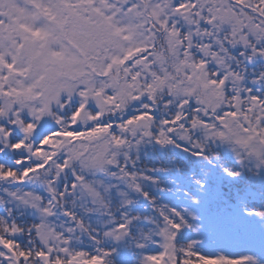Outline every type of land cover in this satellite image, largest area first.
<instances>
[{
    "label": "snow or ice",
    "instance_id": "1",
    "mask_svg": "<svg viewBox=\"0 0 264 264\" xmlns=\"http://www.w3.org/2000/svg\"><path fill=\"white\" fill-rule=\"evenodd\" d=\"M0 264H264V0H0Z\"/></svg>",
    "mask_w": 264,
    "mask_h": 264
}]
</instances>
